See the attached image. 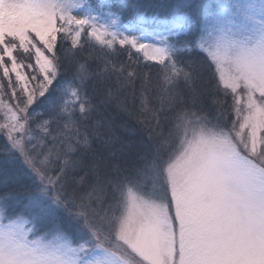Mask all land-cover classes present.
<instances>
[{"label":"snow or ice","instance_id":"6c2138e0","mask_svg":"<svg viewBox=\"0 0 264 264\" xmlns=\"http://www.w3.org/2000/svg\"><path fill=\"white\" fill-rule=\"evenodd\" d=\"M196 7L139 13L163 30L133 35L112 4L0 0V264H264V0ZM86 44L99 46L103 73L79 58ZM116 45L127 61L111 59ZM133 53L159 66L168 107L181 82L191 107L162 116L142 98L151 116L138 150L109 141L131 166L81 194L83 161L71 154L91 135L86 85L101 75L134 84Z\"/></svg>","mask_w":264,"mask_h":264},{"label":"trees","instance_id":"16d2710c","mask_svg":"<svg viewBox=\"0 0 264 264\" xmlns=\"http://www.w3.org/2000/svg\"><path fill=\"white\" fill-rule=\"evenodd\" d=\"M90 2L93 6L99 3L114 5L120 16L119 23L121 27L125 25H141L148 30H162V28L157 29V26L149 23L147 19H144L145 22L140 24L141 17L139 13L151 16L154 12H158L161 14L162 19H170L174 15L172 5H175L177 0H90ZM191 3L197 6L196 12L199 16L204 12L207 0H191ZM116 48L119 50L118 55L113 56L111 59L116 62L127 61L126 51L119 49V45H116ZM133 55L140 56V64L134 65V67H137L142 72V77L136 79L134 84L127 87H119L114 77L109 78L101 75L92 79L86 85L87 95L96 106V111L87 122L91 135L86 148H82L79 153L71 154L78 156L83 161L81 169L76 176L78 185L81 177L86 178L83 186L78 188L81 194L90 192V185L98 182L106 184L112 180L116 175L115 169L117 167L123 170L131 166V159L126 160L121 157L118 151L116 155H113V152L118 150L120 145L109 141L111 137H119L120 141L128 145L126 154L129 157L138 150L140 140L146 138V129L140 121L151 116V112L142 111V98L147 99L149 109L162 110V116L171 117L175 114L174 109L179 110V108L185 106L191 107L183 82L178 86L180 102L174 105L173 108L168 107V100L159 87L160 77L155 71L159 66L154 65L151 61L143 60L142 54L133 53ZM78 56L81 61L85 59L88 61L91 71L103 73V53L100 51L99 46L86 44L83 50L78 52ZM148 73H150L151 79L145 81L143 74ZM66 75L70 76L71 72H67ZM12 79L14 81L15 77L13 76ZM0 83H3L5 88H7V81L3 79L2 71H0ZM197 87L203 91L210 86L201 77L197 81ZM109 93L112 94L113 99L108 103H104ZM9 97L10 93L5 95L4 99L7 100ZM202 106L205 109L212 110L211 98L207 95L202 100ZM197 107H200V105H197ZM98 121L100 122L99 124L97 123ZM0 122H2V115H0ZM62 126L63 122H61ZM164 126L167 128V123ZM51 127L55 133L57 125L53 124ZM93 129L96 131L93 132ZM0 147H2V142H0ZM0 166H2V161H0Z\"/></svg>","mask_w":264,"mask_h":264},{"label":"rangeland","instance_id":"374dc122","mask_svg":"<svg viewBox=\"0 0 264 264\" xmlns=\"http://www.w3.org/2000/svg\"><path fill=\"white\" fill-rule=\"evenodd\" d=\"M218 2H219V0H207V4H205V6H209V5H211V6L214 7ZM99 4H101V3H99ZM99 4H98V5H99ZM94 8H95V6H94ZM144 22H145V20H142V19H141L140 24H143ZM141 29H144V30H147V31H155V30H148V29L142 27L141 25H136V26H134L133 28H125V27H121V30H122V31H125L126 34H127V33H131V34H133V35H139ZM160 30H161V29H160ZM162 30H163V28H162Z\"/></svg>","mask_w":264,"mask_h":264}]
</instances>
